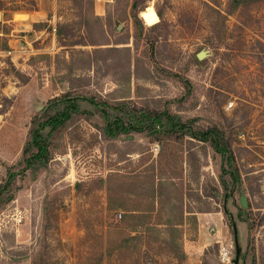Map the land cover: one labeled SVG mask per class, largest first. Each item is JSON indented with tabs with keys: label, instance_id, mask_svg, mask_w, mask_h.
I'll return each mask as SVG.
<instances>
[{
	"label": "rangeland",
	"instance_id": "1",
	"mask_svg": "<svg viewBox=\"0 0 264 264\" xmlns=\"http://www.w3.org/2000/svg\"><path fill=\"white\" fill-rule=\"evenodd\" d=\"M2 1L0 184L20 166L33 117L62 93L94 97L137 128L110 138L82 101L51 135L47 164L18 174L0 204V264H233V224L238 264H264V0L230 14L228 0H142L138 38L132 0ZM93 57L105 63L89 67ZM146 111L161 122L145 126ZM215 140L230 145L240 178L222 173ZM167 221L179 223L171 246ZM198 240L209 246L196 250Z\"/></svg>",
	"mask_w": 264,
	"mask_h": 264
},
{
	"label": "trees",
	"instance_id": "2",
	"mask_svg": "<svg viewBox=\"0 0 264 264\" xmlns=\"http://www.w3.org/2000/svg\"><path fill=\"white\" fill-rule=\"evenodd\" d=\"M142 0H132L130 5V16L133 21V25L138 31V34L134 35V38H138L140 36V32L143 29V25L138 17V12L142 10V8H139V3ZM72 3L75 2V0H71ZM245 0H228V5L226 9L224 10L225 13L230 14L235 10L239 5L244 3ZM32 7L30 9H36V6L34 3H31ZM5 3L0 0V10H3ZM21 7L14 6L12 7V10L18 11L21 10ZM214 10V9H213ZM215 13L219 16L224 17L222 15L220 10H214ZM157 16H161V12L157 11ZM94 18L98 20L100 17L98 15H94ZM80 25L83 28V31L86 32L87 36V28H88V20L87 18H81L80 19ZM222 23H224L222 21ZM45 23L43 22H34L33 27L37 28L40 26H43ZM153 28H157L159 25L158 23L152 24ZM64 24H58L54 28V34L56 35V38H58L62 34V30L64 28ZM215 28V27H214ZM213 28V29H214ZM100 30L103 31V26H100ZM130 35H127V39H129ZM221 41L222 39H216ZM120 43H127V41H117L114 42V44H120ZM108 44V43H105ZM105 51H116L117 48L120 47H105ZM124 48V47H123ZM100 48H95L92 53L89 54V56L93 53L100 52ZM99 62L103 63L105 59L93 57L92 61L89 62L88 66L92 65V62ZM195 63H198V59L194 58ZM105 63V62H104ZM103 63V64H104ZM82 101H87L91 105L95 106L100 113L102 114V117L105 122V128H104V134L107 135L110 138H115L120 133H127L129 132L130 128H137L136 125H132L131 123L128 126H124V114H117L115 119L110 118V111L105 109L103 106H101L100 102L96 100L94 97L82 95L81 93H69L65 92L62 93L60 96H55L47 101V105L44 110H42L41 113H38L33 117L31 120V124L28 130V136L24 143L23 149H22V156L20 160V166L15 167L14 165L8 166L6 169V178L4 181L0 184V204L5 203L9 200L13 199L12 195V189L14 188V182L16 180V177L18 174L25 175L26 171L30 168H32L35 165L38 166H45L47 162L49 161L50 157V147H49V140L53 132H55L57 129L64 127L66 123L71 119L73 115L78 113L80 109V103ZM120 104H123L124 99L120 100ZM143 117V121L145 122V126L148 124H152V126H156L158 123L161 122L159 119V116L152 114L150 112H144L141 115V118ZM139 118V117H137ZM142 119L136 120L137 124H141ZM135 126V127H134ZM140 127V126H139ZM138 130H141L139 128ZM211 130H208L206 133H204L201 138H198L202 141H208L211 136ZM194 137V136H193ZM152 141H155V139H152ZM215 151L220 155L222 164L221 170L224 174H230V178L235 179L236 177L240 178V174L238 171L237 166L235 165V158L233 151L230 147V145L227 142H220L219 140H215L214 144ZM163 183L161 184H167V181H171V177L169 176H161L160 177ZM159 186L161 196V185ZM180 215H183L182 210V204L180 205ZM242 221H246V219H241ZM166 224V235L167 238L164 240V242L171 246L172 239L171 237L175 231H177L176 227L179 223H174L171 221L165 222ZM132 232H136V227H132ZM250 228H248L249 230ZM174 232V233H173ZM174 254L175 251H173Z\"/></svg>",
	"mask_w": 264,
	"mask_h": 264
},
{
	"label": "water",
	"instance_id": "3",
	"mask_svg": "<svg viewBox=\"0 0 264 264\" xmlns=\"http://www.w3.org/2000/svg\"><path fill=\"white\" fill-rule=\"evenodd\" d=\"M204 55V51L199 52L197 54L198 58H201ZM239 202L240 205L244 208L247 207V200H246V196L244 194H241L239 197ZM232 229L234 232V246H235V258L233 260V264H238V257H239V253H240V247L238 246V240H237V234H236V225L233 224L232 225Z\"/></svg>",
	"mask_w": 264,
	"mask_h": 264
},
{
	"label": "crops",
	"instance_id": "4",
	"mask_svg": "<svg viewBox=\"0 0 264 264\" xmlns=\"http://www.w3.org/2000/svg\"><path fill=\"white\" fill-rule=\"evenodd\" d=\"M32 11H34V13L35 12H38V10H32ZM25 15L26 16H28V18H32V16H33V14L31 13V10L30 11H27V13H25ZM10 20H13V17L10 19ZM199 238V237H198ZM205 243H204V240L203 241H201V240H198V242H197V245L199 246V247H201V248H197L196 247V250H200V251H203V249H205V247H207V246H209V244L208 243H206L205 245H204Z\"/></svg>",
	"mask_w": 264,
	"mask_h": 264
},
{
	"label": "built area",
	"instance_id": "5",
	"mask_svg": "<svg viewBox=\"0 0 264 264\" xmlns=\"http://www.w3.org/2000/svg\"><path fill=\"white\" fill-rule=\"evenodd\" d=\"M220 257H221V261H228V262H230L229 257L227 256V252L221 254Z\"/></svg>",
	"mask_w": 264,
	"mask_h": 264
}]
</instances>
